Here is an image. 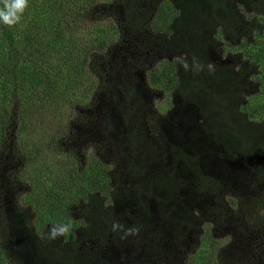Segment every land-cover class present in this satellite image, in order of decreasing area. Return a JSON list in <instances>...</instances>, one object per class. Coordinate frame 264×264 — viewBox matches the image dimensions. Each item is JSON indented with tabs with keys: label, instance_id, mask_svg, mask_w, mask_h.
I'll return each mask as SVG.
<instances>
[{
	"label": "trees",
	"instance_id": "1",
	"mask_svg": "<svg viewBox=\"0 0 264 264\" xmlns=\"http://www.w3.org/2000/svg\"><path fill=\"white\" fill-rule=\"evenodd\" d=\"M147 1L148 5L146 0H130L123 12L171 39L162 48L169 57L147 74L165 97L169 119L160 154L131 136L127 164H134L133 179L124 205L148 230L153 227L149 210L163 211L158 232H145L155 240L174 230L210 227L204 214L217 218L221 207L235 206L228 190L244 179L242 172L235 173L243 163L264 179V0ZM4 2L0 0V8ZM112 2L28 0L19 23H0V162L5 156L23 160L20 175L36 186L25 203L39 217L18 232L41 264H99L79 252L80 241L65 252L62 235V242L50 239L52 226H45L42 218L63 216L64 222L57 225L69 224L67 233L73 240L76 231L109 234L100 215L117 196L109 163L105 166L96 155L75 149L76 143L71 146L67 123L60 118L90 107L102 87L97 58L118 39L115 22L105 15ZM228 46L239 50L233 61L213 62L212 54L224 60ZM115 94L111 96L119 105L117 112L124 113L121 119L127 122L130 111L123 108L132 92ZM134 102L141 108L139 97ZM49 151L59 157L55 168L44 157ZM217 151L226 157L227 176L209 175L201 166ZM33 163L36 168L30 173ZM5 230L13 241L10 225ZM211 230L197 235L184 253V264H219L224 241L213 235L216 228ZM3 245L9 246V241L1 240ZM1 246L0 264H14ZM132 246L118 252L122 264H132L139 254L131 253ZM149 249L141 256H149ZM171 250L179 252L174 243ZM148 262L149 257L138 264Z\"/></svg>",
	"mask_w": 264,
	"mask_h": 264
},
{
	"label": "rangeland",
	"instance_id": "2",
	"mask_svg": "<svg viewBox=\"0 0 264 264\" xmlns=\"http://www.w3.org/2000/svg\"><path fill=\"white\" fill-rule=\"evenodd\" d=\"M129 1L113 0L111 5L105 8V15L109 19L111 17L118 28V39L111 44L104 57L97 58V75L103 77V84L92 98L91 106L79 110L76 108L71 114L60 118L61 123H67L66 134L72 140L71 146L76 143L75 149L82 150L85 155H96L105 166L109 163L108 175L117 196L113 198L112 204L103 207L100 213L109 234L91 232L83 235L76 231L74 240L70 239V234L65 233L62 235L64 242L60 241V236L55 238V241L67 246L65 252L73 250L74 241H80L79 252L99 264H122L118 252L132 245L131 253L139 252L132 264H138L142 258L148 257L147 264H184V253L188 251L197 235L205 234L209 228H216L213 235L224 241L218 252L219 264H264V179L253 173L254 170L248 163H243L235 172H242L244 179L241 184L229 186L228 195L235 199L236 205L230 208L226 205L225 209L224 206L221 207L223 213H218L217 218L210 219L209 215H203L206 218L204 221L209 222L210 227L182 229L178 233L174 230L170 236L153 240L146 236L145 232H158L157 222L163 211L159 209L157 213L153 209L149 210L148 222L153 224V227L148 230L147 224L140 221L138 216H132L127 206L125 208L124 199L128 197L133 179L134 164H127L131 136L139 137L140 143L147 144L142 146L143 148L154 149L157 154L161 153L162 144L165 142L162 133L165 132L164 125L169 119L165 97L157 87L149 83L147 74L163 59L169 57V53L163 52L162 48L163 45L171 43L170 38H161V35L154 34L147 22H139L124 13ZM146 4L148 5L149 1L146 0ZM140 7L145 8L144 4H140ZM154 7L153 5L152 9ZM228 47L229 49H225L224 60L212 54V61L219 64L232 62L239 50L235 46ZM226 57L228 59H225ZM238 68L239 66H236L235 70ZM119 90L132 92L123 108L126 113L130 111L127 122L124 121L126 118L121 119L124 113L117 112L119 105H115L112 98ZM138 97L143 102L141 108L137 103L135 106L134 101ZM135 123L140 127H134ZM215 153V157L205 158L201 163L204 172L217 177L227 176L229 167L224 163L226 157L221 151ZM44 157L49 167L57 166L58 155L49 151ZM35 158L38 159L37 163H40L39 157ZM23 166V160H7V156L0 162V246L1 240L9 241V246L3 245L1 248L3 254L6 253L14 264H41L27 251L18 232L21 225H32L31 223L39 217L37 211L33 212L25 203L28 194L33 195L36 186L23 180L19 172ZM35 168L36 163H33L28 171L34 173ZM206 206L205 209L208 210L210 204L207 203ZM40 207L43 208L41 204ZM53 216L55 218H51V223L42 218L45 226L64 222L63 216L58 217L56 213ZM9 225L12 233L16 235L13 241L9 240L10 230H5ZM173 243L179 249L176 255L171 250ZM147 248H150V255L142 257V252ZM61 251L64 252V249L61 248Z\"/></svg>",
	"mask_w": 264,
	"mask_h": 264
},
{
	"label": "clouds",
	"instance_id": "3",
	"mask_svg": "<svg viewBox=\"0 0 264 264\" xmlns=\"http://www.w3.org/2000/svg\"><path fill=\"white\" fill-rule=\"evenodd\" d=\"M27 5L28 0H5L3 7L0 8V23L9 26L19 23ZM69 230V224L54 225L49 229V238L55 239Z\"/></svg>",
	"mask_w": 264,
	"mask_h": 264
}]
</instances>
